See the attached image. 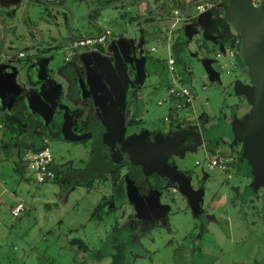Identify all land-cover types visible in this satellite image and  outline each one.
<instances>
[{
  "label": "rangeland",
  "instance_id": "rangeland-1",
  "mask_svg": "<svg viewBox=\"0 0 264 264\" xmlns=\"http://www.w3.org/2000/svg\"><path fill=\"white\" fill-rule=\"evenodd\" d=\"M115 1L62 0L66 8L70 11L72 9L74 23L70 28V34L82 35L87 33L88 27H91L85 15L86 5L94 3L97 6H108ZM41 3L42 0H31L28 8L29 12H33L30 13L31 19L27 13L24 15V20L36 24L42 31L49 27L54 30L48 17V12L51 11V18L54 13L60 15V20H58L61 24L58 29L61 35H64L70 13L67 14L61 9L55 11L49 7H46L47 11H44L46 9L43 7L40 10ZM31 5H33L32 9ZM47 5L50 6L49 2ZM227 6L231 14L244 11L239 3L233 5L230 1ZM105 8H100L99 14L96 13L95 16L97 17L98 14L103 28H110L114 33L108 40L107 49L101 56L98 53V60L95 62L92 60L95 55L90 52V56L87 57L90 58L91 65L83 62V65L79 67L69 65V62L59 63V68L53 67L52 77L62 79L65 85L79 81L84 76L106 79L107 82L110 79L115 81L119 79L118 82L122 85L124 82L131 83L136 80L134 76L137 71L133 72V77H129L126 71L131 68L132 64L135 66L140 53L148 61L146 68L149 74L146 75L141 91L136 93L139 111L131 107L130 112L134 114L131 113L129 117L130 106L126 101H122L119 108L111 107L113 94L105 105L100 106L99 104L94 110V115H91L93 123L90 126L93 128L95 123L99 125L101 120L111 118L113 121L111 125L114 130L115 128L117 130L116 138L121 140L116 141V144L112 143L108 150H106L107 147L101 146L103 137L97 136V128L94 129L96 139L66 140L58 138L53 131H50L51 127L48 130L35 123L38 131L43 132L47 138L46 145L52 155V166L57 174L54 180L36 183L21 161L16 162L20 172L13 171L9 164L0 161V185L4 186L6 191L19 196V200L24 205L23 210L14 217L9 214L4 205H0V264H113L114 261H117V264H264V217L262 215L264 209L262 205L260 202L253 201L251 204H240L237 207L229 203L215 206L212 198L216 192L222 196H232V187L234 185L243 186L247 180L240 174H234L232 169L226 172L216 168L209 169L206 166L207 158L216 155L226 156L225 154L229 152L235 156V151L231 150L226 142L223 143L212 134L215 135L218 131L221 117H224V120L229 117L230 112L226 105L234 107L240 105V97L232 95L230 84L235 83L236 79L241 81L243 72L239 66L229 64L230 58L227 55L215 56L206 50L200 33L197 31L203 28L197 21L199 17L186 23L185 20L179 21L173 26L170 25L172 19H169L165 26L158 27L160 32L157 31L150 37H142L140 29L137 28L134 31L129 23L121 22L119 25L116 21H102L104 16L115 17L114 8L108 7L106 10ZM39 10L41 15H47L48 22H40L37 19ZM90 18L94 19L93 16ZM253 18L256 16L254 15ZM210 20L213 19L210 18ZM63 22H66L65 26ZM258 22L255 21V23ZM183 24L194 27L195 30L184 47L176 38L181 33L180 29L184 26ZM21 29L24 28L19 25L18 30ZM221 29V26L218 27L219 31ZM261 29L264 32L262 24ZM127 36L129 39L130 36L136 37L130 42L136 60L129 62L127 57L123 65H117V63H122L123 57L119 54L121 50L119 42L126 43ZM167 36V44H163ZM51 38L54 40V33ZM260 41L264 45V34ZM224 45L228 48L230 44L227 42ZM151 46L155 47V51L149 50ZM23 51L26 54L25 57L17 60L21 62L20 65L32 59L35 49L29 47ZM168 54L175 59L178 56L183 59L180 61L184 64V70L178 82L192 89L194 98L190 109L170 111L167 104H156V99L163 93L165 86L171 83L170 73L161 66ZM189 54L213 59L211 67L217 72L218 77L208 79L205 72H195L191 65L195 61ZM6 60L7 65L2 64V68L8 65L9 68H14L18 64L11 59ZM49 66L46 65L47 68ZM176 67L175 72L181 69V63ZM185 75L187 77L183 79ZM21 79L25 81L27 74H24ZM11 80L0 83L1 109L12 102L11 93L18 91V87H13ZM19 86H25L21 95L33 96L36 97L35 100L37 99L36 86L27 82ZM117 86L118 90L119 86ZM60 87L61 85L56 86L58 89ZM104 89L109 91L108 86ZM24 100L26 101V98ZM92 107L95 108L94 105ZM31 110L34 115L35 109ZM172 113L179 118L188 119L190 125L194 126L193 130L199 131L201 140L199 139L198 143L191 147L176 146L174 140L168 146V148L171 147L170 149L162 148L158 151L159 141L163 143L172 141L171 134L167 131L173 120L170 118L169 121H163L164 116L168 114L172 116ZM128 118L130 124L125 126L123 121ZM237 118L239 119L238 124L245 126V121L241 122L239 116ZM72 121L71 134H79L81 130H85L83 119L74 117ZM185 127L184 125L182 129ZM140 128L145 130L141 131L140 135L134 136L136 144L134 149L129 151L130 146L127 142L133 137L125 138V136L138 133ZM146 129L154 131L150 141L147 137L144 139ZM159 136H162V139ZM166 158H169V162L174 160L176 169L190 175L192 181L195 178L198 180L197 184H194L196 182L194 181L192 185L197 192L203 189L199 207L202 209L201 214L196 208L198 204L195 208L191 205L188 208L184 199L181 200V195L170 189L166 195L163 191L161 197L163 204L158 210L160 212L150 211L151 207L148 202L146 203L145 194L138 196L136 189L139 188L137 184L139 181L136 178L144 184L146 183L145 176L159 172L160 166L166 168L162 169L165 175L171 171L169 167L171 163H166ZM117 165L126 167L130 165L129 172H134L135 179L132 180L133 176L125 174L119 180V184L114 187L112 198H110L111 196H108L110 189L105 185L107 180L103 177L106 169ZM166 179L171 182V175L166 176ZM146 195L150 194L146 191ZM4 198L3 195L1 199ZM149 198H152L151 195ZM109 202L120 209H122L121 203L130 204L133 212H130L128 207H123V210L130 215V219L124 221L119 209L107 211ZM9 203L12 204V199ZM224 209L227 211L228 218L222 220L219 212L223 213ZM72 238L81 239L88 247V251L76 252L74 248H70L69 241Z\"/></svg>",
  "mask_w": 264,
  "mask_h": 264
},
{
  "label": "crops",
  "instance_id": "crops-1",
  "mask_svg": "<svg viewBox=\"0 0 264 264\" xmlns=\"http://www.w3.org/2000/svg\"><path fill=\"white\" fill-rule=\"evenodd\" d=\"M241 1L243 3V8L245 12L244 13L240 12L236 14L229 13L228 12L229 7L225 3L220 2L219 0H211L210 1L211 5L206 7L204 10L200 12H196L192 10L190 13L185 12L183 8V3L180 0H168V10H164L165 0H116L113 4L108 5V6H103V5L97 6L94 3H90L86 5L85 7V9L87 8L85 15L87 18V23L89 26L91 25V27H88L89 30L85 34L95 35L101 32L100 29L98 28V27H102L98 19V14L100 12L99 10L105 7H106L105 10L108 7L114 8L115 17L114 16H111V17L104 16V19H102V21L104 22H107L108 20L113 21V22L116 21L119 25L121 22L129 23L132 26L134 31L137 28L140 29L142 37L143 36H147V37L153 36L154 34L157 33L158 27L165 26L166 21H168L169 19H172V22L170 25L173 26L175 23L179 21L182 22L185 20V23H186V22H190L194 18L196 19V17H199L197 21L200 22V25L203 28L202 29L199 28L197 29V31L198 33H200L203 44L206 46V50L211 52L215 56L227 55L230 58L228 61L229 64L236 66V67L239 66V68L243 72V76L246 75L252 82V85H251L252 87L249 86V88L240 91V94H243L249 98V94L251 95V93L253 92V90L256 88L258 84L257 83L258 78H260L261 76H264V56H263L264 45H262L260 41L261 36H263L264 32L261 29V24L255 23V21L260 22L259 20L260 13L264 11L262 9L264 0H260L256 2L254 5L251 4L250 0L248 3L245 0H241ZM115 4H119V5H115ZM258 7H261V10L253 11V8L256 9ZM235 8L236 6L234 7V9ZM63 9L65 10L67 14L69 12H72V9L71 11L69 10V8L66 9L65 7H63L62 10ZM174 10H176L177 12L173 13ZM96 13H98L97 17L95 16ZM254 15L256 16V18H253ZM90 16H93L94 19L90 18ZM210 18L213 20H210ZM116 19H118V21ZM73 23H74V20L72 24ZM76 24L78 23L76 22ZM183 25L184 26L180 29L181 33L176 37L177 39H179V42L182 45V47H184L187 44L191 35L193 34V31H195L194 27L192 28L189 25L187 26L185 24ZM144 26L146 27L145 29H144ZM220 26L224 30V33L222 31L223 34H221V30L220 31L218 30V27ZM91 28H93V30ZM167 32L169 31L167 30ZM37 35L38 34L35 32H28V38L21 40L20 42L18 41V44L17 43L16 44L17 46L20 47L21 45H23V43H30L34 39L37 38ZM128 37L129 36H127L126 43L123 44V42H119L120 49H121L119 50V54H121L123 57H122V63L120 64L117 63V65H123L127 57L130 60L129 62H132V60L133 61L136 60L132 46L130 45V42L134 41L136 37L130 36V39ZM222 37H225L226 39L225 42L222 40ZM165 41H163V44H167L168 36L166 37ZM108 42L109 41H107L98 50H94L92 48L78 49L76 52V55L74 56L75 58H77L76 60H78V63H75L74 61L72 63H69V65H75V66L83 65L82 64L83 62L85 64L91 65L92 62L89 60L90 58L87 57L89 53L91 52L92 55H95L93 56L92 60L94 62L97 61L98 53H100V56L103 54L105 49H107L108 47L107 46ZM227 42L230 44L228 48H226L224 45ZM18 50H21V48ZM149 50L155 51V47L151 46ZM183 50L185 51V49ZM246 50L248 51L247 55L244 54ZM189 56L191 57V59L195 61L194 63L192 62L191 64L193 69H195V72L197 73L205 72L207 74L208 79H215L218 77L217 72L211 67V62L213 61V59H210L206 56L196 57V56H191L190 54ZM244 57L246 59L245 61H243ZM167 58L173 59L174 70L175 68H177L176 66L177 65L180 66V63H181L182 70L179 69L177 70V72H175L178 79H180L181 77L180 75L181 73H183V70H184V64L181 62L183 59L179 56L178 58L175 59L170 54L166 56V59ZM166 59L163 61V63H161V66H163L164 69H166L167 71ZM200 60L208 61V68L210 69V71L204 70L203 64H200L199 62ZM48 61L51 65L54 66L56 63V57H50L48 58ZM67 61L63 63L61 62V63L66 64ZM147 63H148L147 59L142 54L139 53L135 66L132 64L131 65L132 67L126 71L127 74L130 71L128 74L130 76L133 75V72L135 70L137 71V74L134 76V79H138V80H135L134 84L136 85V88L138 89L139 92L143 88V83L146 78V75L149 74V71L146 68ZM45 65H49V64L43 63L42 67L44 71L46 70ZM197 66H200V69H198ZM33 67H35V64H33V66L30 65V69L32 70L35 69ZM40 73H41L40 76L35 77V79H25V81H23V79H13V80L10 79L13 84V87L15 86L18 87V91L14 92V94H11L13 98L11 103H8L7 106H5V108L3 109L0 108V161H4L7 164H9L10 168L16 172L18 171L20 172L19 170L20 168H18L16 164L17 161L18 162L21 161L24 167V162L22 161L21 153L25 151H32L36 148L35 147L36 139L34 138L33 133H32L36 125H35V121H33L32 119L33 112L31 109L33 108L32 103L33 102L35 103V101L36 103L38 102L40 104H43L44 106L49 105V101L51 98L50 99L47 98L48 95L43 96L46 93L45 91L55 93L54 95H57L58 93L60 100L58 104L54 105L53 112H57V113L60 112L59 114H56V115H59L62 118H65V117L69 118V122L66 121L65 123L67 128H69V125H70V129L72 128L73 121H72L71 116L73 114L74 117H79V119H83V123H85L83 129H85L86 127L90 126L93 123L92 122L93 119L91 120V118L93 117H91V115L92 116L94 115L95 113L94 110L97 109L99 104L100 106L102 104L105 105V103H107V101L109 100L108 98L113 94V98L111 99V107L119 108V106L121 105L123 101L122 98L124 96L125 90L127 89L128 86H130V84L126 82H124V84L122 85L121 82H118L119 79H116V81L114 79H110L109 82H107L106 79H98L97 77L89 76V78L91 79L84 81V86H87V88L89 87V89L90 90L92 89V90L89 94L86 93L82 95L81 81L80 82L75 81L72 83L70 82L71 84L69 83L68 85H65L64 84L65 82H62V79H42V76L45 77V75L47 76V74L46 72L43 73L41 70H40ZM186 77L187 76L185 75V78L183 79H186ZM256 78H257V81L255 80ZM236 80L237 81H235V83L233 82L230 85H234V87H237L239 83L243 85V83H241L239 79H236ZM26 82L32 84L33 86H36L38 90L37 95H36L37 96L36 100H35L36 97L35 98L33 96L26 97V96L21 95L23 93L25 86H19V85H21L22 83L26 84ZM253 83H256V85L253 86ZM57 85H61V87L58 89L56 88ZM116 85L119 86L118 90L116 89ZM107 86H108L109 91L104 89V88H107ZM129 88L130 87H128V89ZM75 90H77L76 93H75ZM40 91L42 92L41 95H40ZM84 95H87V96H84ZM24 98H26V101L24 100ZM83 98H85L86 101H83L82 100ZM124 99H125V96H124ZM254 100L255 99L250 98V100L248 99V102L254 103ZM258 103L259 104L255 107L258 109L254 108V110L250 111V116H248L250 119L247 120L243 118L245 122L247 121L252 122L254 121L255 118H259L262 115L264 116V99L263 101L261 100L258 101ZM93 105L95 106V108L92 107ZM129 105L130 107H129L128 113H130L129 114V117H130L132 113L130 111L133 108L134 110L139 111V108H138L139 101L136 102V100L135 101L133 100L132 102H130ZM132 114H134V112ZM112 115L114 116L115 112ZM171 115L172 116H169L168 114L164 116L163 121H169L170 118H172L173 120V123H171L168 126L169 130L167 131V133L171 134L172 141L166 142L165 140L166 143L159 141L160 149L157 148V150L160 151L162 148L167 149L169 144L172 143L174 140H175L176 146L181 145L183 147H191L194 144L196 145L198 143V140L199 139L201 140L199 131L193 130L194 126L190 125L188 119L179 118L178 116H175V114L173 113ZM88 118H89V121L87 122ZM109 119L101 120L99 125L95 123L93 125V129L97 128L98 131H104L105 129H107V126H105V122L108 123ZM40 122L41 121L39 120L38 123ZM123 122L125 123V126H126L130 124V119L128 118L126 119V121L124 120ZM219 123H220V120H219ZM184 125L186 127L182 129ZM125 128H124V131H125ZM143 130L145 129L140 128L138 133L132 134L133 136L132 135L125 136L124 134L125 138L133 137L132 140L127 142L130 146V148H128L129 151H132V149H134V146L136 144L135 143L136 140L134 136L140 135L141 131ZM217 130L218 131L215 133V135L212 134L213 137L215 136L219 138V140L223 141L225 137H224L223 129L220 124ZM114 131L115 132L117 131L116 128ZM150 132H153V131H147L146 129L145 135H143L144 139L146 138V134ZM40 133H41L40 139L42 137L46 138L43 132H40ZM80 133L82 136H79V137H69L68 138L66 134L62 135L61 137L65 138L66 140L67 139H70V140L75 139L79 141L90 140L89 138L90 136L87 137L88 135L87 130H81ZM186 134H189V137H185ZM98 136L103 137V142L101 144V146L103 147H108L112 143L116 144V141L118 142L121 141L118 139H114L115 137L114 138L104 137L101 133H99ZM161 137L162 136H159V138ZM248 149H249L248 146L243 147L242 153L241 151L239 153L240 157L238 159H235V156H234L235 161H232V157H231L232 154L227 155V161H228L227 167L224 169H219V170H225L226 172L232 169L234 170V174L236 173L240 174L242 177H244L247 180V182L243 186H240V187L239 185H234L232 187V193H231L232 196H229V195L222 196L220 195V193L216 192L215 196L212 198V203L215 206L221 203H229L230 205L237 207V206H240V204L242 205L243 204L245 205L246 203L251 204L253 201H257V202H260V204L263 207L262 209H264V171L261 170L260 172H258L261 166L264 167V157L261 156L257 158L256 156L253 160L250 161V158H248L249 157L248 151H247ZM262 149L264 151V147H262ZM106 150H108V148ZM173 153L174 151L171 154L173 155ZM165 161L166 163H171L169 166L171 168V171H168L169 173L167 172L164 175V172L162 169H166V168H162L160 166L158 168L160 169L159 172L157 171V173L148 174L145 176L146 183L143 184L142 182H140L139 179L136 178V180H138L140 183V185L139 183H137L139 188L136 189L138 196L145 194V199L147 198V200H150V201L146 200V203L148 202L149 207H151L150 211L155 212V211H158L163 204V200L161 199L163 191L166 195L168 189H170L172 192H178L181 195V200L184 199V202L187 203L188 208H189V205H191L192 208L193 207L195 208L196 207L195 205L198 204L196 208L199 209V212L201 214L202 209H200L199 207L201 206L200 196H201V192L203 189L201 188V191L197 192V189L193 186L194 184L198 183V180L195 178L192 181V177L190 175L180 170H177L174 165V160L172 162H169V158H166ZM256 166L258 167L256 169L257 171L255 170L253 171L252 169L253 168L255 169ZM130 167H131L130 165L127 167L121 166L120 171L118 173L117 181L115 182L112 181L111 176L109 174V170L111 168L106 169L103 179L107 180L105 182L106 183L105 185H107L108 189H110L109 194H108V196H111L110 198H112V191L114 190V187L119 184V180L123 176H125V174L133 176L132 180L135 179L134 172H131V173L129 172ZM136 168L138 169L139 167H136ZM123 169L124 170L128 169V171L125 170L126 171L125 172ZM169 175H171L172 177L171 182H169L166 179V176H169ZM194 181L196 182L193 184ZM146 191L147 193L151 195L152 197L151 199L149 198L150 195L149 196L146 195ZM3 195L5 197L3 199L4 201L1 199ZM11 199H12V204L9 203ZM18 202H21V200H19V196H17L14 193H11L10 191H6L4 186L0 185V205H4L5 209L9 211V214H10V208L13 207ZM164 203H166V201H164ZM121 205H122V209L116 208L118 206H114V205L112 206V204L109 202L107 206V211H110L111 209H119V212H121L120 215L122 214L124 221L126 219L129 220L130 215L125 210H123L124 209L123 207H128L130 209V212H133L131 205L127 204L126 202L121 203ZM211 207H213V205L210 206V208ZM262 215L264 217L263 212H262ZM219 217L222 218V220H225L226 218H228L226 209H224L223 213L219 212ZM130 253H132V251H130Z\"/></svg>",
  "mask_w": 264,
  "mask_h": 264
},
{
  "label": "flooded vegetation",
  "instance_id": "flooded-vegetation-1",
  "mask_svg": "<svg viewBox=\"0 0 264 264\" xmlns=\"http://www.w3.org/2000/svg\"><path fill=\"white\" fill-rule=\"evenodd\" d=\"M36 1H39V0H36ZM210 1L211 0H193L192 10H194V6L198 3L202 5L203 10H204L206 7L211 5ZM219 1L225 3L226 5H227V3H229L228 2L229 0H219ZM47 2H49L50 6L47 5ZM231 2L233 3V5H234V3L236 5L239 3L241 5V7L243 6V3L241 0H238V2H237V0H233ZM250 2L252 5H254L252 0H250ZM30 4H31V0H0V83L3 81H8L9 79H21L22 77H24V74H27V79H35V77L40 76V74H41L40 70L43 73L46 72V74H47V76L45 75V77L42 76V79H53L52 74L54 73V68L55 69L59 68L60 67L59 63H61V62L63 63L67 60H68L67 62H69V63H72L74 61H75V63H78V60H76L77 58L74 57L76 55L78 48H91L89 46L76 47L73 50H71L69 55L66 56L65 55V52H66L65 46L67 45V43L69 41H71L72 39H76L82 35H90V34H82V35H78V36L70 34V28H71V26H72L71 24L73 22V15L71 12H69L71 16H70L69 22L67 24L64 35H61V33L58 29V27H60V24H61V22L59 21L60 15L54 13V16H53L54 19H53V18H51V14H50L51 11L48 12V14H49L48 17L50 19V23H51L50 25L54 26V30L49 27L45 31H42L40 28L37 27L36 24H34L30 21L24 20V15H26L27 13H28L29 19H31L30 13H33V12L28 11ZM32 7H33V5H31V9H32ZM42 7H43V9H46L44 11H47L46 7L53 8V9H55V11H58V9L62 10V8L65 7V4L62 2V0H50V1L49 0H42L40 10ZM262 9L264 10V3L262 6ZM40 10L37 12V19L40 22H42V21L48 22V20H46L47 15H41ZM165 10H168V5H167ZM261 15H263V16H261ZM259 20H260V22H258V23L264 25V11L260 13V19ZM65 24H66V22H63V26H65ZM19 25L23 26L24 29L23 30L21 29L19 31L18 30ZM101 28H102V30L108 29L109 33L105 37L103 43L98 45L94 50H98L100 47H102L109 40V38L111 36L114 35L113 31L110 28H103V27H101ZM222 31L224 33L223 28L221 29V34H223ZM28 32L37 33L38 34L37 38L34 39L30 43H23V45H21L20 47L17 46L18 41L20 42L21 40L28 38ZM52 33H54V40L51 38ZM222 40L225 42L226 41L225 37H222ZM40 43H42L41 47H39ZM13 46H16V47L13 48ZM29 47H34V49H35V51L33 52L32 59L26 60V63H23L22 65H20L21 62L17 61V60L19 58L25 57L26 54L24 53L23 50L25 48H29ZM20 48H21V50H18ZM59 53H61V55H59ZM263 56H264V52H263ZM50 57H56V63L54 66L51 65L48 61V58H50ZM6 59H8V60L11 59V60H13V62H15V61L18 62V64L20 66H18V64L16 63L17 65L16 66L14 65L15 66L14 68H9L10 67L9 65H8L9 67L5 66L4 68H2L1 67L2 64L7 65ZM127 61H130V60L127 58ZM42 62L50 65L48 68L45 65V67H46L45 71L43 70V67H42L43 63ZM33 64H35V67H33L35 69L32 70V69H30V65L33 66ZM78 66L80 67L82 65H78ZM129 72H128V74H129ZM129 77H130V75H129ZM88 79H91V78L84 76L82 79L79 80V82L81 81V85H82V90H81L82 95L86 94V93L89 94L92 90V89L90 90L89 87L87 88V86H84V81H86ZM136 80H138V79H136ZM255 80L257 81V78ZM134 81H131V83H128V84H130V86H128V87H130L129 89L126 86L127 89L125 90V93H124L126 100L124 99V96L122 98L123 101H126V103H128V105L133 100L134 101L137 100L136 93H138V89L136 88ZM235 81H237V80H235ZM240 82L243 83L244 86L239 83V85L237 87H234V85H232L230 87L231 88L230 91L232 92V95H238L240 97V100H239L240 105L236 106V107L226 105V108L229 109V112H230L229 117L227 120H224V117H221L219 124L221 125V127L223 129V133H224V137H225V139H223V143L226 142L227 146L231 150L235 151V159H238L240 157L239 153H240V151L242 153L243 147L248 146L249 147V149L247 150L248 155H249L248 158H250V161H251L256 156H257V158L261 157V156L264 157V151L262 149V147H264L263 146L264 145V116L262 115L259 118H255L254 121H252V122L247 121L250 119L248 117V116H250V111L254 110V108L259 104L258 101H260V100L263 101V99H264V76H261L260 78H258V81H257L258 84H257L256 88L253 90V92L251 93V95L249 94V98L243 94H240V91L249 88V86L252 85V82L250 81V79L246 75L243 76V78ZM255 85H256V83H253V86H255ZM45 92H46L45 94L48 95L47 98H49V99L51 98L49 101V105L44 106L43 104H40L38 102L36 103V101H35V103L33 102L32 106L35 109L34 113H36L32 116L33 121H35V123L37 125H39L41 128H45V129L47 128L49 130V128L51 127L50 131H53V133L56 134L58 136V138H61V139H65V138L61 137L62 135H65V134L68 138L69 137L82 136L81 133L71 134L70 130L73 128L70 129V125H69V128H67L65 125L66 121L69 122V118H67L65 116H64L65 118H62L59 115H56V114H59L60 112H58V113L53 112L54 105L58 104V102L60 100L58 93H57V95H54L55 93H52L49 91H45ZM49 96H51V97H49ZM84 96H87V95H84ZM250 98L255 99L254 103L248 102V99L250 100ZM79 99H81V98H79ZM82 100L86 101L85 98H83ZM90 103H92V102H90ZM255 109H258V108H255ZM237 116L240 117L241 122H244L243 118L247 119L246 120L247 122H245V126H240L238 124L237 121L239 119L237 118ZM71 117L74 118V115L72 114ZM39 120L41 121L40 123H38ZM110 120H111V118L109 119L108 123L105 122V126H107V129H105L104 131L96 130V133L98 135H99V133H101L104 137H109V138L115 137L114 139H117L116 138V132H114L113 125H111L113 123V121L112 120L110 121ZM85 130H87L88 136H90L89 137L90 140L96 139V135L94 136V129L91 126L86 127ZM32 133H33L34 138L36 139L35 147H38L40 145L41 133L38 131L36 126L34 127V131ZM153 135H154V131L146 134V137L148 138V140H150L151 136L153 137ZM185 137H189V134H186ZM240 137H241V139H240ZM187 141H189V140H187ZM107 148H110V146H108ZM225 155L226 156H223V157L227 159V155H231V153L229 152L228 154H225ZM231 157H232V161H235L234 156L231 155ZM254 161H256V160H254ZM226 167H227V165H226ZM257 168L258 167L256 166V168L255 169L253 168L252 170L257 171L256 170ZM261 170L264 171L263 166L260 167V170H258V172H260Z\"/></svg>",
  "mask_w": 264,
  "mask_h": 264
},
{
  "label": "built area",
  "instance_id": "built-area-1",
  "mask_svg": "<svg viewBox=\"0 0 264 264\" xmlns=\"http://www.w3.org/2000/svg\"><path fill=\"white\" fill-rule=\"evenodd\" d=\"M258 1L260 0H252L254 4ZM194 10L200 12L203 10V7L198 3L194 6ZM173 13H176V10H174ZM108 33V29H103L100 33L95 35H82L76 39H72L65 46V55H69L71 50L80 46H89L95 49L98 45L103 43ZM166 67L167 71L170 73L171 83L165 86L163 93L156 99V104H167L168 109L172 111L189 109L192 99L194 98L192 89L186 84L178 82L179 79L175 74L172 58L166 59ZM46 143V138L42 137L38 147L32 151H25L22 153L24 168L30 173L36 183H42L55 178V171L52 166V155ZM226 161L227 159L223 156L216 155L207 159L206 166L210 169H224L226 167ZM22 209L23 203L18 202L10 208V214L12 216H17Z\"/></svg>",
  "mask_w": 264,
  "mask_h": 264
},
{
  "label": "trees",
  "instance_id": "trees-1",
  "mask_svg": "<svg viewBox=\"0 0 264 264\" xmlns=\"http://www.w3.org/2000/svg\"><path fill=\"white\" fill-rule=\"evenodd\" d=\"M171 111V110H170ZM120 168H121V165H117V166H115V167H113V168H111L110 170H109V174H110V176H111V179H112V181H117V177H118V173H119V171H120ZM56 172H55V178H56ZM54 178V179H55ZM53 179V180H54ZM23 210V209H22ZM21 210V211H22ZM20 211V212H21ZM19 212V213H20ZM18 213V214H19ZM18 216V215H17ZM69 245H70V248H74L75 249V251L77 252H79V251H81V252H86V251H88V247L86 246V244L81 240V239H76V238H72L70 241H69ZM112 263V262H111ZM117 264V261H114V263L113 264Z\"/></svg>",
  "mask_w": 264,
  "mask_h": 264
},
{
  "label": "water",
  "instance_id": "water-1",
  "mask_svg": "<svg viewBox=\"0 0 264 264\" xmlns=\"http://www.w3.org/2000/svg\"><path fill=\"white\" fill-rule=\"evenodd\" d=\"M182 3H183V8H184V10H185V12H188V13H190L191 11H192V8H193V6H192V3H193V0H180ZM230 1H233V0H229V2ZM247 3L249 2V0H245ZM167 5H168V0H165V5H164V8L166 9V7H167ZM249 5V4H248ZM164 9V10H165ZM242 9L244 10V8H243V6H242ZM163 10V11H164ZM258 11V10H261V7H258V8H253V11ZM162 11V12H163ZM245 11H242V13H244ZM99 29H100V31H102V28L101 27H98ZM41 34V33H40ZM247 53H248V51L246 50L245 52H244V54L245 55H247ZM246 59H245V57L243 58V61H245ZM200 62V64H203V66H204V70H207V71H210V69L208 68V61H202V60H200L199 61ZM195 64H197V63H195ZM207 66V67H206ZM197 68L198 69H200V66H197Z\"/></svg>",
  "mask_w": 264,
  "mask_h": 264
}]
</instances>
